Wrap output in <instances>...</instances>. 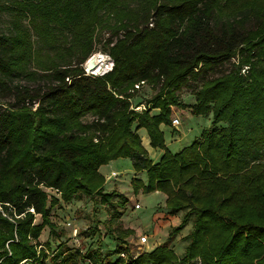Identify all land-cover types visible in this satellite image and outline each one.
Masks as SVG:
<instances>
[{"label":"trees","instance_id":"16d2710c","mask_svg":"<svg viewBox=\"0 0 264 264\" xmlns=\"http://www.w3.org/2000/svg\"><path fill=\"white\" fill-rule=\"evenodd\" d=\"M133 1L135 8L126 0L0 6L14 18L10 34H0V98L16 100L0 104V264H45L51 244L40 238L46 227L59 236L51 213L61 203L80 194L104 206L126 200L106 192L100 173L119 159L147 175V182L133 178L134 193L160 192L170 215L186 212L171 238L193 219L185 256L162 245L128 262L110 261L98 247L86 254L63 250L53 264H264V0ZM103 28L118 36L110 52L115 67L96 77L84 64ZM226 64L231 69L217 75ZM20 78L43 85H14ZM143 82L158 93L136 113L130 100ZM193 84L200 86L187 105L180 93ZM172 107L212 116L201 139L177 153L161 131L172 125ZM141 129L163 152L157 163ZM116 212L106 230L127 247L135 231L122 228ZM99 225L89 229L93 236Z\"/></svg>","mask_w":264,"mask_h":264},{"label":"rangeland","instance_id":"374dc122","mask_svg":"<svg viewBox=\"0 0 264 264\" xmlns=\"http://www.w3.org/2000/svg\"><path fill=\"white\" fill-rule=\"evenodd\" d=\"M126 3L130 4L131 8H135L137 3L133 0H126ZM11 5V0H0V6ZM105 17L104 12L101 13ZM228 17L225 16L223 19L217 20L218 24L228 22ZM14 22L13 15L6 12L0 11V34H10L12 30V23ZM22 24L30 30L32 33V40L37 46V36L31 27L28 20H23ZM114 21L109 24L113 25ZM153 27V24L150 25ZM110 28V27H109ZM109 28H103L97 32V40L93 44V52L89 59L85 62L84 68L87 74L94 75L96 77H103L110 73L115 67V61L111 56V49L115 46L118 36H114L113 31ZM111 40V44L108 42ZM95 56L105 58L107 68L104 72L100 73H89L87 70V63L90 59ZM231 69V65L226 64L224 67L218 70L217 75H220L227 70ZM31 70H37L35 65H32ZM96 70V69H95ZM245 73V70L243 71ZM26 86L29 88H36L38 85L43 83L30 81L27 78H20L15 81V84ZM200 86L199 84H193L194 90L184 89L180 93L181 101L187 105L195 103L196 89ZM158 93V89L152 87L148 83H144L136 87L133 91V98L131 101V108L136 113H142L150 108L149 101ZM16 102L13 95H4L0 98V104L6 107L7 104H14ZM37 107V105H35ZM36 107L33 109L35 110ZM159 112V109H154L151 114L154 115ZM172 125L166 126L161 125V131L164 133L166 144L173 153L181 151L183 148L191 145L194 141L201 139L202 132L208 129L212 125V116H194L191 114L189 108L182 109L178 107H172ZM179 120L178 125H174V120ZM86 122H91L92 118L87 117ZM137 124H135V127ZM142 130V129H141ZM140 131V130H139ZM139 133V132H138ZM142 143L149 147L152 156L157 157L160 150L153 149L151 147L150 137L148 132L144 130V133H139ZM148 143V145L146 144ZM155 153V154H154ZM115 166L117 171V177L107 178L105 184L106 192H116L121 194L126 200L131 198L130 201L122 199L121 203L113 200L108 205H102L100 198H91L85 194H80L78 199L70 204L61 203L59 206L54 208L51 213V220L55 224L57 235H50L48 227L42 233L40 238L41 243L45 244L47 241L51 244V250L48 252V259L45 264H53V255L58 252H67L74 254L77 251L81 254H86L88 251H94L98 247L101 248V252L104 258L110 261H116L122 259L128 262L131 259H135L143 253L150 252L154 248L162 245H168L178 257L183 258L185 256L186 247L189 244L188 234L193 229V219L190 221L186 228L173 238L170 237V233L176 227H178L186 212H181L178 215H170L167 211L163 197L159 194L160 192L151 194L134 193L132 180L133 178L141 179L147 182L146 173H135L133 167V161L130 159H119ZM109 165V164H108ZM107 166V165H106ZM113 172L111 173V175ZM104 176V175H103ZM105 177V176H104ZM106 178V177H105ZM51 195H57L54 191L48 190ZM58 196V195H57ZM136 204L140 205L137 209ZM117 211V212H116ZM114 212L117 214L118 224L124 229H133L135 235L129 237L125 243V247L121 244L116 237L108 234L106 226L109 224L110 215ZM158 221L162 222L160 225L159 233L155 234L153 229L155 228ZM36 223L41 224V217H36ZM99 225V234L93 236L90 232V228H94L95 225ZM77 230V234L74 232ZM146 236L148 243L141 245V237ZM171 238V239H170ZM122 246L124 253H117V250ZM54 250V251H52ZM64 250V251H63ZM51 259V260H50ZM80 264H90L87 261L79 260Z\"/></svg>","mask_w":264,"mask_h":264},{"label":"crops","instance_id":"0c3cea01","mask_svg":"<svg viewBox=\"0 0 264 264\" xmlns=\"http://www.w3.org/2000/svg\"><path fill=\"white\" fill-rule=\"evenodd\" d=\"M144 130H145V129L140 130L139 133H144ZM149 142H150V140L148 141V143H149ZM148 143H146V144L148 145ZM144 146H145V145H144ZM166 146H167L168 149H169L168 144H166ZM145 148L147 149V151H148L150 157L154 160L155 163H157V162L160 160V158H161L163 152L158 153L157 157L154 158V156H152V154H151L152 152H150V150H149V147H148V146H145ZM169 150H170V149H169ZM154 154H155V153H154ZM117 163H118V161H113V162H111V163H110L109 165H107V166H102V167L100 168V173H101L102 175H104V176L106 177V179H107V178H113V176L111 175V173H112V172L117 173V171L115 170V166L117 165ZM135 173H136V172H135ZM114 177H115V176H114ZM116 177H117V176H116ZM156 193H158V192H156ZM159 194L163 197V201H164V203H165V202H166V196H165L164 194H162V193H159ZM128 200L130 201L131 198H128ZM160 225H162V222H161V221H158L157 224H156V226H155V228L153 229V231H154L155 234L159 233V230H160V229L158 230L157 228H159ZM154 249H155V248H154Z\"/></svg>","mask_w":264,"mask_h":264},{"label":"bare ground","instance_id":"6f19581e","mask_svg":"<svg viewBox=\"0 0 264 264\" xmlns=\"http://www.w3.org/2000/svg\"><path fill=\"white\" fill-rule=\"evenodd\" d=\"M94 62L97 64L96 70L94 69V72L100 73L104 72L107 68L106 63H105V58L100 57V56H95Z\"/></svg>","mask_w":264,"mask_h":264},{"label":"built area","instance_id":"2783aa9c","mask_svg":"<svg viewBox=\"0 0 264 264\" xmlns=\"http://www.w3.org/2000/svg\"><path fill=\"white\" fill-rule=\"evenodd\" d=\"M88 75H90V74H88ZM142 84H144V82L142 83ZM136 87H139V86H136ZM179 124V120H174V125H178ZM112 176L114 177H116L117 176V173H115V172H113V174H112ZM137 209H139L140 208V205L139 204H136V206H135ZM74 234L76 235L77 234V230H75V232H74ZM149 241H148V238L146 237V236H144V237H141V239H140V243H141V245H145V244H147Z\"/></svg>","mask_w":264,"mask_h":264},{"label":"water","instance_id":"95a60500","mask_svg":"<svg viewBox=\"0 0 264 264\" xmlns=\"http://www.w3.org/2000/svg\"><path fill=\"white\" fill-rule=\"evenodd\" d=\"M94 58L95 57H93L92 59H90L88 61L87 65H86L87 70H88L89 73H93L94 72V69H96V67H97V64L94 62Z\"/></svg>","mask_w":264,"mask_h":264}]
</instances>
